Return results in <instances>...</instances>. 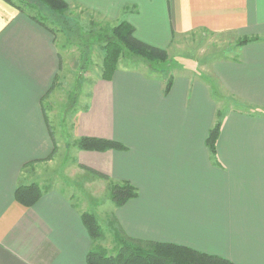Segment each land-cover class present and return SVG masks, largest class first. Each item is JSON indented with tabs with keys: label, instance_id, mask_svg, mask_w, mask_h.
I'll use <instances>...</instances> for the list:
<instances>
[{
	"label": "crops",
	"instance_id": "0c3cea01",
	"mask_svg": "<svg viewBox=\"0 0 264 264\" xmlns=\"http://www.w3.org/2000/svg\"><path fill=\"white\" fill-rule=\"evenodd\" d=\"M62 1L125 21L136 39L163 51L198 34L234 43L212 58L207 77L181 66L168 93L155 73L118 68L109 81L92 79L72 134L126 150L82 151L75 139L70 146L80 166L136 189L111 211L126 237L264 264V0ZM59 76L54 35L0 0V264H87L94 247L72 196L29 175L71 140L64 114L50 108ZM215 86L234 99L226 110ZM219 112L212 155L206 138ZM31 184L42 196L25 208L15 191Z\"/></svg>",
	"mask_w": 264,
	"mask_h": 264
},
{
	"label": "rangeland",
	"instance_id": "374dc122",
	"mask_svg": "<svg viewBox=\"0 0 264 264\" xmlns=\"http://www.w3.org/2000/svg\"><path fill=\"white\" fill-rule=\"evenodd\" d=\"M10 1L25 14L34 17L56 39V48L60 57V78L56 82L55 97L50 108L60 113V116L64 114V127H72L68 133L64 132L66 136L71 137L66 145L68 150L65 145H57L50 161L37 164L29 175H32L34 180L40 181L41 188L44 187L45 190L51 186L52 189L60 187L66 194L71 195L81 212L92 217L101 227L104 239L99 245L105 250L106 255L115 256L118 243L111 233L112 227L109 223L112 221L111 211L116 206L110 199V191L119 183L102 176L98 177L92 170L80 166L75 151L70 145L75 139L77 147L76 143L80 140L72 134L73 119L86 100V89L89 88L92 79L102 78L104 54L102 48L111 39L107 31L122 21H110L86 9L69 5L67 12L61 18L33 0ZM229 42L230 39L226 36L198 34L194 38L170 47L165 52L164 62L151 63L126 55L119 59L117 67L158 74L166 80V85L173 75L180 72L181 66L190 67L198 76L207 77L213 59H221L235 48L234 43ZM212 83L216 84L213 81ZM214 96L222 110L233 105L234 99L226 96L218 86H215ZM45 105L47 106V103ZM217 117L221 119V114L220 116L217 114ZM59 126L62 127V124L56 122L54 125L56 131L60 129Z\"/></svg>",
	"mask_w": 264,
	"mask_h": 264
},
{
	"label": "trees",
	"instance_id": "16d2710c",
	"mask_svg": "<svg viewBox=\"0 0 264 264\" xmlns=\"http://www.w3.org/2000/svg\"><path fill=\"white\" fill-rule=\"evenodd\" d=\"M5 1L13 5L10 0ZM33 1L38 5L46 7L50 12L61 18H63L64 13L69 8L62 0ZM107 33L111 39L102 48L104 54L101 76L105 81L111 79L118 69L119 59L123 56L129 55L151 63L164 62L166 60V51L153 48L136 39L133 28L125 21L111 28ZM170 85L171 80L167 82L164 93L169 92ZM218 116H220L219 113ZM220 126L221 122L218 118L206 138V147L212 155L215 154ZM76 145L82 151L105 152L108 150H126L119 143L95 138H80ZM136 195V189L127 182L114 185L110 191V199L116 207L123 206L129 200L135 198ZM41 196L42 193L36 184L18 187L15 191L16 202L25 208L33 206ZM81 218L88 236L94 243L93 249L87 255V264H233L224 258L200 253L184 246L130 239L124 235L113 219L109 225L112 227L111 233L118 243V251L115 256H107L105 250L99 245L104 239L101 227L92 217L86 214H83Z\"/></svg>",
	"mask_w": 264,
	"mask_h": 264
}]
</instances>
